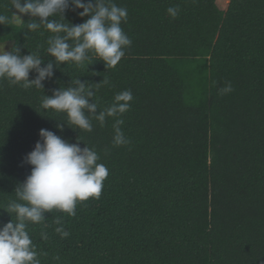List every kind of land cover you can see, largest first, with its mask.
I'll return each mask as SVG.
<instances>
[{
	"label": "trees",
	"instance_id": "obj_1",
	"mask_svg": "<svg viewBox=\"0 0 264 264\" xmlns=\"http://www.w3.org/2000/svg\"><path fill=\"white\" fill-rule=\"evenodd\" d=\"M113 2L128 10L121 27L132 41L114 68L90 53L79 66H54L43 89L0 81V207L16 199L31 169L22 158L45 128L94 148L109 175L75 216L53 209L28 225L40 264H264V0ZM170 6L180 9L175 19ZM9 8L0 0L10 18L0 43L46 55L50 33L29 31L32 18L17 23ZM86 18L67 11L63 22ZM76 77L101 84L98 111L132 92L120 117L129 144L112 145L115 118L101 127L90 116L92 132L67 124L61 132L55 124L66 115L41 111L45 95ZM227 84L233 90L222 94ZM10 219L0 208V224Z\"/></svg>",
	"mask_w": 264,
	"mask_h": 264
},
{
	"label": "clouds",
	"instance_id": "obj_2",
	"mask_svg": "<svg viewBox=\"0 0 264 264\" xmlns=\"http://www.w3.org/2000/svg\"><path fill=\"white\" fill-rule=\"evenodd\" d=\"M10 9L16 10L11 11L12 19L23 21L22 14L32 18L26 25L29 31L43 28L50 33L46 40V55L31 52L21 55L20 47L14 43L7 51L5 43L0 45V81H7L10 86L43 89V82L54 75V66L59 68L61 63L79 66L90 53L105 66L114 68L124 57L125 49L132 44L121 27L122 22H127L128 10L113 0H10ZM67 11L87 18L75 25L64 23ZM179 11L178 6L167 8L173 19ZM9 22L8 16L0 14V25H9ZM44 57L52 59L43 63ZM30 73H35L33 79H29ZM102 84L108 85L109 80L103 78ZM100 86L97 83L94 87L76 77L67 87L53 89L51 96L45 95L41 111L51 109L66 115V121L62 120L64 123L55 124L61 132L65 124L75 130L92 132L90 116L101 127L108 117L115 118L112 145H127L130 141L121 130L123 119L120 117L130 109L133 94L130 90L121 91L113 97L110 105L98 111L94 97ZM232 90L227 84L220 91L226 94ZM38 136L33 149L22 158V163L31 166L30 173L16 185V199L0 207L11 216L9 221L0 224V264H40L28 225L42 222L45 213L53 209L75 216L78 202L100 198L109 175L107 166L99 162L100 155L94 148L70 143L45 128L38 130ZM104 151L107 154L110 149ZM57 231L64 237L69 235L59 228Z\"/></svg>",
	"mask_w": 264,
	"mask_h": 264
},
{
	"label": "rangeland",
	"instance_id": "obj_3",
	"mask_svg": "<svg viewBox=\"0 0 264 264\" xmlns=\"http://www.w3.org/2000/svg\"><path fill=\"white\" fill-rule=\"evenodd\" d=\"M21 17H22V15H21ZM14 21L15 22H17V23H19V21L20 20H16V19H14ZM5 43V50L7 51V50H10V47H11V44H12V41H6V42H2V43H0V45H3Z\"/></svg>",
	"mask_w": 264,
	"mask_h": 264
}]
</instances>
